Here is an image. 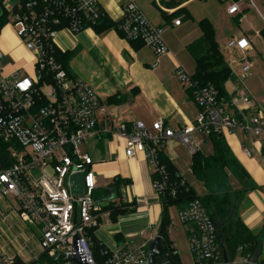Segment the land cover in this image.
Masks as SVG:
<instances>
[{"label": "built area", "instance_id": "obj_1", "mask_svg": "<svg viewBox=\"0 0 264 264\" xmlns=\"http://www.w3.org/2000/svg\"><path fill=\"white\" fill-rule=\"evenodd\" d=\"M244 1L234 0L227 13H240L239 5ZM249 3L254 6L252 0ZM2 11L6 25L12 26L32 60L4 75L0 52V142L7 145L8 157L7 163H0V235L6 239L4 245L0 244V264H27L42 254L60 264H74L71 257L75 234L87 264H97L86 230L98 228L103 218L109 219V213L102 210L106 201L93 197V162L82 146L96 129L99 116L108 118L109 113L88 83L70 76L63 68L57 59L61 52L57 38L61 33L75 36L94 29L105 13L96 0H14L4 2ZM179 22L175 20L173 24ZM115 30L126 41L142 42L157 60L168 53L163 28L151 24L133 0L124 4ZM227 47L246 52L251 48V40L231 39ZM239 64L238 82L242 85L250 64L245 59ZM174 76L197 107L191 125L174 131L162 121L154 122L150 128L140 121L120 122L107 131L124 141L127 158L143 156L159 200L166 196L174 198L178 187H190L178 174L179 183L173 184L161 162V152L168 141L178 142L192 157L201 151L197 136L223 137L235 131L250 137L264 135V112H247L252 102L242 88L236 90L237 97L231 101L234 111L229 112L218 102L217 91L211 84L199 83L180 66ZM242 151L250 155L247 148L242 147ZM8 197L14 205L7 201ZM135 203L146 201L138 198ZM10 216L33 228L39 236L36 251L29 258L16 245L18 234L7 237L13 226L1 228ZM177 219L186 228L191 264H264V260L251 254L247 244L239 246L234 257L226 255L224 261L216 228L199 201L178 211ZM171 225L172 222L169 228ZM148 242L113 251L106 249L102 252L107 256L103 264H149ZM10 245L16 246L14 254L7 250ZM171 249L172 256H178L173 245ZM167 257L166 253L164 259H157V264H174Z\"/></svg>", "mask_w": 264, "mask_h": 264}, {"label": "crops", "instance_id": "obj_2", "mask_svg": "<svg viewBox=\"0 0 264 264\" xmlns=\"http://www.w3.org/2000/svg\"><path fill=\"white\" fill-rule=\"evenodd\" d=\"M7 1L12 2L14 0H0L1 7ZM127 1L129 0H96L109 23L114 25L120 20L122 8ZM133 1L151 24L163 28V39L168 47V53L158 60L153 51L142 42L124 40L113 27L102 31L87 29L75 36L61 33L57 38V43L61 48L59 53L69 57L67 73L88 83L98 95L100 104L105 106L109 113L108 118L99 116L96 129L82 146V150L89 153L92 158L91 170L95 175L96 183L94 192L105 190L114 179L118 178L128 182L121 189L122 202L135 203L138 198H143L146 201L144 204L135 203L132 211L118 215L116 220L118 219L119 223L117 224L108 218L104 219L105 222L103 219L101 220L102 228L98 231V227L93 235L108 250L109 248L112 250L136 244L145 237L147 240L143 242L152 240L158 234L160 227L161 205L153 192L151 172L143 156L137 154L132 158H127L124 154V141L121 138L111 136L107 131L120 122L131 123L135 121L142 122L147 128H150L156 121H162L167 128L176 131L191 125L198 112L196 105L174 76V71L178 66L189 74L195 72L196 63L189 55L187 46L203 35L200 25L196 22L195 15L198 14V10L195 12L191 10L196 0H183L178 7L173 9L162 6L160 0ZM163 1L167 2V0ZM228 1L229 7L234 0ZM252 2L254 6L249 3V0L241 3L239 5L240 13L235 16L226 13L228 18L238 17L243 20L246 18L249 7L257 10L256 3L263 10V15H261L263 18L262 26L251 23L250 26L239 27L227 37H223L226 42V49L236 53L240 61L253 54L256 47L264 48V37L260 34L264 28V0H252ZM177 12L180 13L175 16ZM175 20H180L179 25L173 24ZM197 20L200 23L202 20L211 21L212 19L202 13L198 14ZM209 23L211 24V22ZM220 35L222 36L221 32ZM220 35L215 29V42H220ZM241 37L251 40V48L248 51L241 52L227 47V43L231 39ZM0 47L6 51L9 49V46L4 43L0 44ZM19 48L27 52L22 44ZM27 53L31 57V54ZM156 60L158 64L153 68ZM240 61L238 64L235 61L230 64L225 62L232 78L224 83L227 100L222 99L221 104L229 112H233L231 101L237 97L236 90L242 88L252 102V107L247 112L249 114L255 113L257 110L264 112V96L252 86L249 80L250 73L242 85L238 82L241 75ZM27 63L21 60L10 66H4L3 74L10 75ZM233 65L236 66L233 67ZM239 107L244 108L243 103H239ZM197 138L201 142V154L210 155L212 149L208 139L201 136H197ZM222 139L236 161L258 187V189L246 193L240 209V218L245 227L250 232L258 234L264 227V135L250 137L241 131H235L224 135ZM242 147L249 150V156L243 153ZM161 157L198 196L205 194V189L200 182L196 180V183L191 185L187 180V175L193 173L191 171V157L184 146L170 140L163 148ZM195 185L202 193L195 190ZM232 185L234 188H239L233 180ZM96 200L105 202L103 197ZM171 222L172 225L168 232H171L172 227L175 226L174 222ZM9 225H12L13 229L8 232L7 237L16 233L18 240L37 245L39 236L33 228L22 224L12 216L5 224L1 225V228H7ZM129 225H132L133 229H127ZM157 226L158 229L156 230ZM113 228L115 229L114 234L107 233L109 234L107 235L104 233V230L107 229L108 232H112ZM182 228L185 238L186 228L185 226ZM104 236H107L109 241ZM1 240L6 243L5 237L0 235V244H2ZM184 240L189 253L186 239ZM172 245L174 246L173 243ZM8 250L13 251L11 247H8ZM253 254L264 260L260 257L261 249ZM25 256L29 258V254Z\"/></svg>", "mask_w": 264, "mask_h": 264}, {"label": "trees", "instance_id": "obj_3", "mask_svg": "<svg viewBox=\"0 0 264 264\" xmlns=\"http://www.w3.org/2000/svg\"><path fill=\"white\" fill-rule=\"evenodd\" d=\"M182 1L167 0V2H164L160 0V4L165 8L173 9L178 7ZM179 13L177 12L175 16L179 15ZM5 22L6 17L0 2V30ZM199 25L203 35L187 46L189 55L196 63L193 78L201 84H211L217 91L218 102L221 103L222 99L227 100L224 83L231 79L232 75L214 40V31L211 24L206 20H202ZM115 26L116 24H110L105 16L94 27V30L102 31L110 27L115 28ZM260 34L264 37V28ZM57 59L63 68L68 71L67 62L69 57L66 54L58 53ZM207 139L211 145V154L205 156L199 151L191 157V171L195 179L203 185L205 194L198 196L191 187L187 189L178 187L174 198L166 196L159 200L161 205V223L163 224L161 228L162 244L168 256L167 260L174 264H180V261L178 256H172V242L167 236L171 223L167 215V209L169 206H174L178 211H181L195 200L199 201L213 222L216 228L217 242L225 250L227 257H234L237 248L244 244L248 245L251 254L261 249L264 227L261 232L254 234L245 227L240 218V209L246 193L258 189V187L236 161L221 136L210 135ZM6 148L7 145L0 142V163L2 164L8 162ZM161 162L165 165L171 182L178 184L177 172L162 157ZM232 180L238 184L239 188H234ZM127 184V181L116 178L108 186L114 198L105 200L106 204L102 207V210L109 213V220L113 222L118 215L134 209L135 203H124L121 200V189ZM216 189H221V191L217 192ZM114 200H117V202L113 204L112 201ZM96 229H88L86 234L92 243V252L96 263L103 264L107 256L102 254V252L106 250V247L94 237L93 232ZM32 264L60 263L54 262L45 254H42Z\"/></svg>", "mask_w": 264, "mask_h": 264}, {"label": "rangeland", "instance_id": "obj_4", "mask_svg": "<svg viewBox=\"0 0 264 264\" xmlns=\"http://www.w3.org/2000/svg\"><path fill=\"white\" fill-rule=\"evenodd\" d=\"M228 0H196L193 3L192 6V12H195L198 10V14L205 13L208 15L212 20H208V22H211V25L214 30V35H215V29L216 31L222 33V36H219L220 42H217L218 49L220 54L222 55L224 61L228 64H230L232 61H235L236 64H238L239 57H237L236 53H232L229 50L226 49L225 47V41L223 40V37H227L232 31L238 29L239 27H246L250 26L251 23L255 24H262V16L263 15V10L260 8V6L256 3V8H250L249 11L246 13V18L243 20H240L238 17H233V18H228L226 15L227 9H228ZM194 14V13H193ZM198 14H194L196 17V22L199 24V21L197 20ZM262 26V25H261ZM216 27V28H215ZM216 40V38H215ZM6 44L9 46L8 51L4 50L3 48L0 47V52L3 55L2 59V65L3 66H10L12 64H15L17 61H23V62H30L31 58L30 55L25 52L24 50L20 49L19 47L21 46L22 42L18 39L16 36L13 28L11 25H6V22L3 25V28L0 31V44ZM25 49V48H24ZM245 60L250 62L251 64V69H250V78L249 80L251 81L252 86L254 87L255 90H259L262 93V96H264V48H257L256 51L248 55V57L245 58ZM232 65V64H231ZM236 65H233L235 67ZM187 180L189 184L194 185L196 183V179L194 175L189 174L187 175ZM195 190L198 193H202L200 190H198L197 185L194 186ZM217 192H220L221 189H216ZM7 201L14 205V200L10 197L7 198ZM117 202V200L112 201L114 204ZM167 215L169 218V221H173L175 226L172 227L171 232H168V239L170 242L174 244V247L176 250L179 252V259L181 264H191L192 260L190 259L191 256H189V253L187 251V247L185 245V238L182 232V225L178 224V219H177V209L173 206H169L167 209ZM123 217V216H122ZM103 221L105 222L106 220ZM161 221V220H160ZM102 223V222H101ZM115 224L119 223V220H115ZM160 225V224H159ZM102 228L101 224L99 226L98 231ZM182 228V229H181ZM127 229H133L132 225L127 226ZM158 229V226L156 227V230ZM108 230V229H107ZM107 230H104V233H112L114 234L115 229H112V232H108ZM169 231V230H168ZM109 235V234H107ZM107 241H109V238L107 236H104ZM142 241L136 242V245H139L143 243V241L147 240V238H142ZM1 245H4V241L1 240ZM111 243V241H110ZM16 245L19 248L23 249L24 254H29L32 251H36V246L35 243H25L21 240L16 241ZM11 249L13 251H9L8 248L7 250L9 251L10 254H14V251L16 250V246L10 245ZM114 248V247H113ZM115 249V248H114ZM114 249H110V251H113ZM116 250V249H115ZM261 258H264V235L261 240ZM34 260L29 261L27 264H32ZM36 261V260H35Z\"/></svg>", "mask_w": 264, "mask_h": 264}, {"label": "water", "instance_id": "obj_5", "mask_svg": "<svg viewBox=\"0 0 264 264\" xmlns=\"http://www.w3.org/2000/svg\"><path fill=\"white\" fill-rule=\"evenodd\" d=\"M94 199H100V197L105 198V200H112L114 195L111 192L110 188H106L105 190L95 191L93 195ZM163 224L160 223V227L158 230V234L148 242V250L150 252L149 264H157V259H164L166 257L165 248L162 244L161 238V228ZM223 259L226 261L227 257L224 249H222ZM71 260L74 264H87L85 255L83 252L79 251V240L75 235H73V249H72V257Z\"/></svg>", "mask_w": 264, "mask_h": 264}]
</instances>
